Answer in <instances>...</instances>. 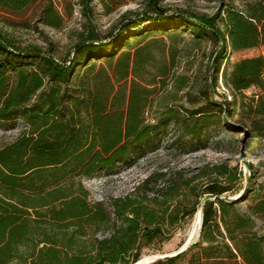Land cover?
Instances as JSON below:
<instances>
[{
	"label": "trees",
	"instance_id": "1",
	"mask_svg": "<svg viewBox=\"0 0 264 264\" xmlns=\"http://www.w3.org/2000/svg\"><path fill=\"white\" fill-rule=\"evenodd\" d=\"M36 1L0 0V8L21 13ZM160 2L124 14L106 35L93 28L83 33L66 59L52 49L23 47L0 29V120L26 124L0 148V264H135L147 246L169 240L201 207L199 241L152 264H180L189 255L188 264H264V180L243 186L239 165L156 169L110 202L93 200L82 183L155 147L170 124L196 140L223 112L226 104L205 86L203 104H185L194 101L191 76L178 70L186 52L168 44L180 32L166 31L190 29L194 41L217 42L213 87L229 50L264 46V0H244L243 8L220 0L213 15L172 13ZM81 4L88 9L86 0ZM227 83L235 93L263 92L250 125L263 133L264 55L238 61ZM249 167L248 181L255 177Z\"/></svg>",
	"mask_w": 264,
	"mask_h": 264
},
{
	"label": "rangeland",
	"instance_id": "2",
	"mask_svg": "<svg viewBox=\"0 0 264 264\" xmlns=\"http://www.w3.org/2000/svg\"><path fill=\"white\" fill-rule=\"evenodd\" d=\"M82 0H38L21 13H11L0 8V29L14 38L23 47L38 46L43 50L52 49V54L59 59L73 56L76 43L83 33L96 29L102 35L115 30L128 12L142 13L148 8V0H86L88 9L81 4ZM162 6L170 8L171 12L188 11L196 14L213 15L220 0H160ZM234 2L243 8L244 0H226ZM48 8H53L62 19L60 20ZM143 29L145 28L142 27ZM178 31L180 35L167 37L169 46H175L186 53H180L178 70L191 76L194 101L184 99L188 107L198 106L205 99L200 95L202 86L210 88L211 96L224 105L223 112H217L200 138L192 140L185 136L181 127L170 124L155 147L132 159L120 162L110 170H100L92 177H83L82 183L89 190L95 201L110 202L112 198L130 194L152 171L156 169L182 168L191 173L207 164H217L229 161L239 165L244 172L242 185L255 184L264 180V132L255 133L250 125L255 119L251 107L258 104V95L263 92L256 87L242 93H235L227 83L234 65L244 58L264 55V46L233 51L229 50L223 66L218 74V85L213 87L212 76L217 73L213 62L217 42L209 38L200 41L193 40L190 29L180 27L169 29ZM159 34V33H158ZM187 48V50H185ZM189 55H184L188 54ZM163 62L158 57L156 65ZM211 87H208L210 86ZM173 91L170 86L164 94ZM185 92H180L184 96ZM238 102H235V97ZM156 109L152 110L154 112ZM150 112V118L155 113ZM155 115V114H154ZM258 120L263 121L262 117ZM22 119L16 121L0 120V148L14 141L25 128ZM252 165L255 177L248 181ZM230 198L237 199L240 194L229 193ZM246 206L247 202L242 203ZM199 212V211H198ZM194 216L189 223L178 229L174 235L164 242H155L144 249L143 257L154 255L174 254L184 246L189 247L200 239L202 219ZM260 226L262 224L260 223ZM180 264H188V259Z\"/></svg>",
	"mask_w": 264,
	"mask_h": 264
},
{
	"label": "bare ground",
	"instance_id": "3",
	"mask_svg": "<svg viewBox=\"0 0 264 264\" xmlns=\"http://www.w3.org/2000/svg\"><path fill=\"white\" fill-rule=\"evenodd\" d=\"M198 215L200 217V219H202V212H198ZM163 256V255H160ZM158 257V255H154V256H145L143 258H141L139 261H137L135 264H150L151 262H153L155 260V258Z\"/></svg>",
	"mask_w": 264,
	"mask_h": 264
},
{
	"label": "water",
	"instance_id": "4",
	"mask_svg": "<svg viewBox=\"0 0 264 264\" xmlns=\"http://www.w3.org/2000/svg\"><path fill=\"white\" fill-rule=\"evenodd\" d=\"M203 212V207L200 208L199 212ZM203 220V219H202ZM188 247L184 246L183 248H181L178 252L174 253V254H166V255H163V256H158L155 258V260L153 262H151L150 264L160 260V259H165V258H168V257H172V256H175V255H178L182 252H184L185 250H187Z\"/></svg>",
	"mask_w": 264,
	"mask_h": 264
}]
</instances>
